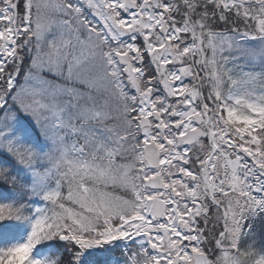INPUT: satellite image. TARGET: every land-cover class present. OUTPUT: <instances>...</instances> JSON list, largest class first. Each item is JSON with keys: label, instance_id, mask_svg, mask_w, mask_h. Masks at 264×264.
I'll use <instances>...</instances> for the list:
<instances>
[{"label": "snow or ice", "instance_id": "obj_1", "mask_svg": "<svg viewBox=\"0 0 264 264\" xmlns=\"http://www.w3.org/2000/svg\"><path fill=\"white\" fill-rule=\"evenodd\" d=\"M0 264H264V0H0Z\"/></svg>", "mask_w": 264, "mask_h": 264}]
</instances>
